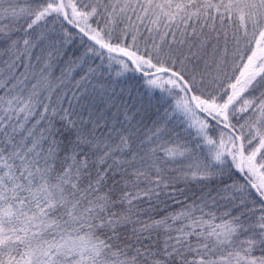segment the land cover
Returning a JSON list of instances; mask_svg holds the SVG:
<instances>
[{
  "label": "snow or ice",
  "instance_id": "1",
  "mask_svg": "<svg viewBox=\"0 0 264 264\" xmlns=\"http://www.w3.org/2000/svg\"><path fill=\"white\" fill-rule=\"evenodd\" d=\"M0 264H264V0H0Z\"/></svg>",
  "mask_w": 264,
  "mask_h": 264
}]
</instances>
